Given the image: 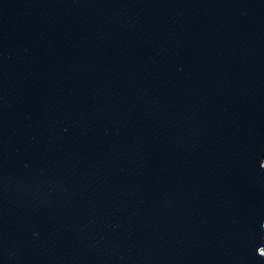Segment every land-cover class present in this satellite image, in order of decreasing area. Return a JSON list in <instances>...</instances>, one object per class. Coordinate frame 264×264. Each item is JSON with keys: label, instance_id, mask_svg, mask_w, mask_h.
Wrapping results in <instances>:
<instances>
[{"label": "water", "instance_id": "1", "mask_svg": "<svg viewBox=\"0 0 264 264\" xmlns=\"http://www.w3.org/2000/svg\"><path fill=\"white\" fill-rule=\"evenodd\" d=\"M264 0H0V264H264Z\"/></svg>", "mask_w": 264, "mask_h": 264}, {"label": "bare ground", "instance_id": "2", "mask_svg": "<svg viewBox=\"0 0 264 264\" xmlns=\"http://www.w3.org/2000/svg\"><path fill=\"white\" fill-rule=\"evenodd\" d=\"M264 251V250H263Z\"/></svg>", "mask_w": 264, "mask_h": 264}]
</instances>
